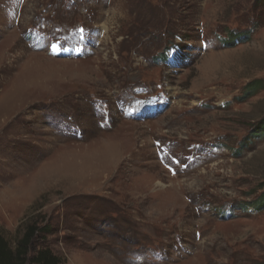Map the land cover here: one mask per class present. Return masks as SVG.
<instances>
[{
    "label": "rangeland",
    "instance_id": "374dc122",
    "mask_svg": "<svg viewBox=\"0 0 264 264\" xmlns=\"http://www.w3.org/2000/svg\"><path fill=\"white\" fill-rule=\"evenodd\" d=\"M262 87L264 0H0L1 233L62 264H264Z\"/></svg>",
    "mask_w": 264,
    "mask_h": 264
},
{
    "label": "trees",
    "instance_id": "16d2710c",
    "mask_svg": "<svg viewBox=\"0 0 264 264\" xmlns=\"http://www.w3.org/2000/svg\"><path fill=\"white\" fill-rule=\"evenodd\" d=\"M238 39L240 40V37H238ZM258 82L259 88L262 86L260 82H263ZM251 84L252 83L246 85L245 91H247V93L256 90ZM249 88L251 89L249 90ZM262 131L264 132V129H262ZM261 135L263 136L264 133H261ZM39 230H41V228L39 229L35 224L27 226L25 232L15 246H12L10 241L0 231V264H62L61 259L51 250L47 248L39 250L33 249V241L39 233Z\"/></svg>",
    "mask_w": 264,
    "mask_h": 264
}]
</instances>
